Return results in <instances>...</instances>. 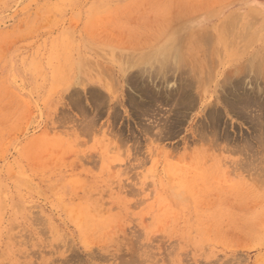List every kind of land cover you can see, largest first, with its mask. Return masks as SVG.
Masks as SVG:
<instances>
[{
  "label": "rangeland",
  "instance_id": "374dc122",
  "mask_svg": "<svg viewBox=\"0 0 264 264\" xmlns=\"http://www.w3.org/2000/svg\"><path fill=\"white\" fill-rule=\"evenodd\" d=\"M0 264H264V0H0Z\"/></svg>",
  "mask_w": 264,
  "mask_h": 264
},
{
  "label": "bare ground",
  "instance_id": "6f19581e",
  "mask_svg": "<svg viewBox=\"0 0 264 264\" xmlns=\"http://www.w3.org/2000/svg\"><path fill=\"white\" fill-rule=\"evenodd\" d=\"M177 76V75H176ZM257 122V121H256ZM255 123V122H254Z\"/></svg>",
  "mask_w": 264,
  "mask_h": 264
}]
</instances>
